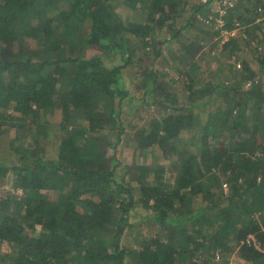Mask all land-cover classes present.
Listing matches in <instances>:
<instances>
[{"label": "trees", "instance_id": "1", "mask_svg": "<svg viewBox=\"0 0 264 264\" xmlns=\"http://www.w3.org/2000/svg\"><path fill=\"white\" fill-rule=\"evenodd\" d=\"M212 1L0 0V264H264V0Z\"/></svg>", "mask_w": 264, "mask_h": 264}, {"label": "rangeland", "instance_id": "2", "mask_svg": "<svg viewBox=\"0 0 264 264\" xmlns=\"http://www.w3.org/2000/svg\"><path fill=\"white\" fill-rule=\"evenodd\" d=\"M224 1L225 0H213L212 1L211 8H210V11L208 13H209V16L210 17H213V21L218 22L217 21V19H219V17H217L218 10L224 9V11H225ZM218 40L220 41V42H218L219 43L218 46L221 47L223 45V43L221 42V40L223 41L222 36L219 37ZM170 74H171V76H174L176 78L175 73L173 71H170ZM135 83H137V85H139V81H133V83H132V90L133 91H135V89L133 87V85ZM136 117L137 116L134 117L135 120H137L138 122L141 123V120H139V118H136ZM54 120L57 121V122H60V120H61V114H60V112L57 114V116L55 117ZM12 137H13V134H10V135L4 137L3 143L0 146V155H1L2 158H7L10 155V151H9V148H8V141ZM136 158L138 159V156H136ZM156 158H158L157 163L159 164V156L156 155L155 156V159ZM155 159H154V156L149 153L147 155V161L146 162L148 164H150L152 162L155 163L156 162ZM134 162H135V157H134L133 151L132 150H128V149H124L123 150V160H122V164H124V165H132V164H134ZM161 163L163 164V163H165V161L163 160V161H161ZM169 176H171V175L168 174V178H167L168 180H169ZM8 190H9V187H7V186H5L3 188L1 187V189H0V195H5L6 194L5 192H7ZM19 193H21V192H19ZM8 250H9V248H8L7 244H5L3 246V251L6 252ZM234 261H237V260H234Z\"/></svg>", "mask_w": 264, "mask_h": 264}, {"label": "built area", "instance_id": "3", "mask_svg": "<svg viewBox=\"0 0 264 264\" xmlns=\"http://www.w3.org/2000/svg\"><path fill=\"white\" fill-rule=\"evenodd\" d=\"M209 0H201L202 3L207 4ZM224 5L227 6L229 5L230 7H232L234 5V3L232 2V0H225L224 1ZM220 14L219 19H217V29H220L221 31V36L223 38V41L221 40V42L224 44L228 43L230 40L235 39V38H239V37H245V34L243 32V28L240 26V24H235L234 28L232 30H229L227 28H224V22L222 17L226 15V11H224V9H220L218 10V12ZM209 20H213V17H210ZM220 36V37H221Z\"/></svg>", "mask_w": 264, "mask_h": 264}]
</instances>
